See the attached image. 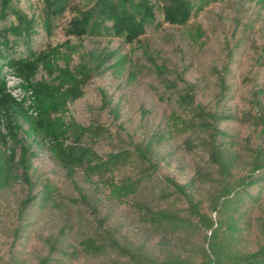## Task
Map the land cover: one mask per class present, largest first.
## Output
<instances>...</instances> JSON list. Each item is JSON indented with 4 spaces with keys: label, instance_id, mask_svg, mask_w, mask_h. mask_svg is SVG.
<instances>
[{
    "label": "rangeland",
    "instance_id": "obj_1",
    "mask_svg": "<svg viewBox=\"0 0 264 264\" xmlns=\"http://www.w3.org/2000/svg\"><path fill=\"white\" fill-rule=\"evenodd\" d=\"M92 2L70 0L51 33L36 25L30 46L58 48L61 67L98 56L103 65L64 117L99 128L80 141L99 156H130L104 176H69L19 121L18 137L34 155L28 183L18 144L0 138L2 157L14 151L0 188V264H207L213 253L219 264H237L255 252L264 264V0H210L183 25L164 21L163 1L151 0L154 21L132 42L66 35L70 18ZM11 4L39 20L43 0ZM10 22L0 18V29ZM8 38L15 43L5 55H27L21 38ZM33 80L52 76L39 68ZM124 180H136V190L111 197L110 182ZM45 184L51 197L42 203ZM29 193L36 201L21 209ZM89 239L100 251L85 247Z\"/></svg>",
    "mask_w": 264,
    "mask_h": 264
},
{
    "label": "trees",
    "instance_id": "obj_2",
    "mask_svg": "<svg viewBox=\"0 0 264 264\" xmlns=\"http://www.w3.org/2000/svg\"><path fill=\"white\" fill-rule=\"evenodd\" d=\"M162 1L163 20L170 24L183 25L191 16L193 9L203 8L210 0H196L197 5L191 0ZM69 3L70 0H43L37 21L34 15L29 16L13 6L11 0H0V18L12 16L14 19V22L0 29V117L4 119L6 130L4 134L0 133V138L4 141L8 138L18 144L17 164L21 168V177L28 183L29 160L34 152L18 137V131L21 129L19 121L27 124L24 132L28 137L35 138L37 144H47L52 156L69 176L74 175L78 169L88 177L104 176L125 164L130 156V152L125 149L109 153L105 157L99 156L89 146L80 143L84 135H98L99 128L81 126L73 121L66 122L64 117L68 104L83 95V86L103 65L97 60L98 56L94 57L93 53H88L87 59L84 56L80 57L79 62L70 68L68 64L59 66L57 57L60 52L56 47L43 52L31 49L30 40L36 32V25L39 23L46 33H51L53 21L64 14ZM154 18V4L151 0H93L90 7L78 10L77 14L70 18L65 27V34L76 37L111 35L132 42L145 33L146 25L154 21ZM9 35L22 39L27 47L26 56L14 58L3 53L2 48L15 43V40H9ZM120 61L119 59L116 63ZM39 68L52 76V82L33 80ZM5 69L12 70L24 81L23 89L31 91L29 107L8 92ZM30 109L36 114L30 113ZM69 137L71 140L67 141ZM13 157V149L9 152L8 159L0 154V188L8 183L10 175L6 166ZM262 167V164H255L253 171ZM243 182L250 184L253 179ZM136 184V180L110 182L109 195L121 200L136 190ZM51 190V186L44 185L39 196L42 203L50 200ZM233 191L232 188L228 189L226 195ZM36 198L37 195L29 193L22 201L21 209L30 206ZM213 208L215 211L218 210L217 206ZM156 220V217H152V221ZM206 226L211 229L213 222L209 220ZM85 247L96 253L100 251L102 245L89 239ZM261 254L255 252L237 264H258L261 261ZM207 264H219L215 253L213 258L208 257Z\"/></svg>",
    "mask_w": 264,
    "mask_h": 264
},
{
    "label": "built area",
    "instance_id": "obj_3",
    "mask_svg": "<svg viewBox=\"0 0 264 264\" xmlns=\"http://www.w3.org/2000/svg\"><path fill=\"white\" fill-rule=\"evenodd\" d=\"M5 80L7 83V90L8 92L16 98L18 101H22L26 107L31 105L30 96L31 91L23 89L24 81L17 76L12 70H8L7 74L5 75ZM30 113L36 114L32 109H30Z\"/></svg>",
    "mask_w": 264,
    "mask_h": 264
}]
</instances>
